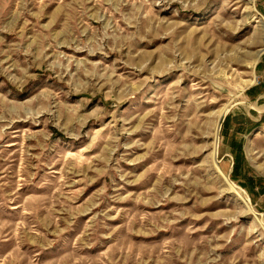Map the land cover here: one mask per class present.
Masks as SVG:
<instances>
[{"label":"rangeland","instance_id":"374dc122","mask_svg":"<svg viewBox=\"0 0 264 264\" xmlns=\"http://www.w3.org/2000/svg\"><path fill=\"white\" fill-rule=\"evenodd\" d=\"M0 264H264V0H0Z\"/></svg>","mask_w":264,"mask_h":264},{"label":"bare ground","instance_id":"6f19581e","mask_svg":"<svg viewBox=\"0 0 264 264\" xmlns=\"http://www.w3.org/2000/svg\"><path fill=\"white\" fill-rule=\"evenodd\" d=\"M252 1H254V0H252ZM258 58H259V56H258ZM258 58H257V60H258ZM256 65V64H255ZM227 110V109H226ZM223 115H224V113L221 115V113H220V115H219V120L223 117ZM239 197L240 198H242L240 195H239Z\"/></svg>","mask_w":264,"mask_h":264}]
</instances>
